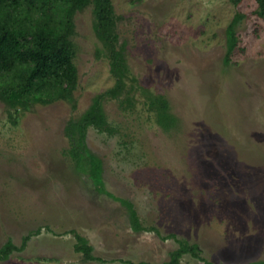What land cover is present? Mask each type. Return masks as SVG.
Masks as SVG:
<instances>
[{
  "label": "rangeland",
  "instance_id": "374dc122",
  "mask_svg": "<svg viewBox=\"0 0 264 264\" xmlns=\"http://www.w3.org/2000/svg\"><path fill=\"white\" fill-rule=\"evenodd\" d=\"M134 100L104 102L114 135L89 127L104 188L129 200L145 229L135 231L120 201L77 175L65 121L114 83L91 4L73 15L76 107L36 104L13 123L0 101V264H101L75 251L71 230L105 261L161 262L176 238L208 260L264 259V19L255 0H112ZM237 42L227 63L226 28ZM164 95L179 126L163 130L145 105ZM175 235L176 238L168 236ZM180 264H203L185 254Z\"/></svg>",
  "mask_w": 264,
  "mask_h": 264
},
{
  "label": "trees",
  "instance_id": "16d2710c",
  "mask_svg": "<svg viewBox=\"0 0 264 264\" xmlns=\"http://www.w3.org/2000/svg\"><path fill=\"white\" fill-rule=\"evenodd\" d=\"M238 4L241 0H231ZM255 13L264 19V0H255ZM91 4L94 17V31L102 42L104 55L109 61V70L114 83L106 90L95 94L90 104L80 114L69 117L63 125L69 147L74 172L90 181L98 192H104L120 201L128 211L129 223L133 230L145 229L139 222L132 203L114 196L104 188L102 160L92 152L86 143L89 127L98 132L114 135L118 129L106 118L104 102L117 99L123 109L132 104L135 88L127 85V80L135 81L125 59L123 46H119L116 17L112 0H0V101L4 103L9 119L15 123L21 111L32 109L36 104H47L64 100L72 109L76 107L74 91L78 85V73L74 64L75 43L73 41V15ZM239 15L234 16L226 28L227 63L236 45V24ZM145 105L153 113L156 123L165 131L179 126V118L171 111L167 98L159 93L146 91ZM76 242L74 249L81 253L84 261L108 262L92 254V246L87 239L71 230ZM168 236L176 238L175 235ZM28 236L20 246L9 240L0 247V259H4L14 249L23 248ZM177 246L169 252V257L161 262L121 260L126 264H180L181 257L189 254L203 262L214 263L201 254L199 245L186 239L176 238ZM241 264H264V259Z\"/></svg>",
  "mask_w": 264,
  "mask_h": 264
}]
</instances>
